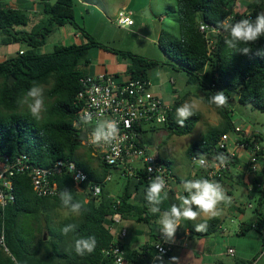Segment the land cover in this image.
Returning a JSON list of instances; mask_svg holds the SVG:
<instances>
[{"label":"trees","instance_id":"obj_1","mask_svg":"<svg viewBox=\"0 0 264 264\" xmlns=\"http://www.w3.org/2000/svg\"><path fill=\"white\" fill-rule=\"evenodd\" d=\"M176 1L178 7L174 18L178 24L179 36L162 30L158 44L169 58L179 65L168 63L169 66L186 72L189 76L188 84L198 85L204 92V102L216 109L223 119L220 128L210 130L201 142L189 147L187 154L190 159L198 155L206 157L209 162L219 161L217 157L221 154L226 158L230 156L224 155L218 147L221 136L235 133L236 125L227 104L218 107L210 102V98L217 91H224L227 102L237 98L242 107L251 106L259 112H264V56L256 54L264 50V37L253 44L240 45L239 47L247 46L252 49L249 55H243L238 49L225 44L227 33L218 28V23L226 17L230 18L232 23L244 18L254 20L257 14L264 13V0H250L251 2L246 3L243 13L237 11L238 0ZM76 7V0L45 3L43 10L45 21L32 32H27L17 31V28L28 26L30 16L19 10L2 7L0 4L2 44L26 41L29 46L22 51L23 54L17 52L0 62V152L11 157L26 155L33 164L42 167H49L59 160H73L87 173L90 182H104L109 175V169L112 168L100 162L103 166L96 170L82 156L77 157L83 146L80 131L74 127L80 111L76 98L82 88L80 79L89 75L87 68L91 63L90 51L98 48L130 58L133 65L129 75L132 78L148 80V70L160 64L131 52L112 50L97 42L77 23ZM201 23L215 26L221 31L220 34L213 35L215 46L211 51L207 39L200 31ZM65 25H72L80 32L84 41L69 46L57 45L51 53H38L37 49L46 45L48 37ZM10 78L15 79L12 85L9 83ZM34 83L50 86L46 92L50 104L40 120H35L28 111L23 112L19 103ZM179 106L178 101L172 105L168 121L161 128L170 135L185 136L192 132L199 118L193 115L180 125L175 116ZM157 130L159 129L153 128L144 131L143 141L155 146L156 138L153 133ZM246 134L239 133L240 142L250 144L260 138L255 131H252L249 137ZM87 152L90 154V151ZM167 163L170 165V162ZM239 163L240 160L233 157L229 164L235 166ZM203 176L201 178H205V174ZM55 179L60 193L65 189L71 192L73 196L71 203L79 201L84 205L81 214L65 220L57 228L47 224L51 239L46 240L43 235L37 239L36 234L41 229L35 225L41 218L52 210L67 209L62 206L59 195L40 198L33 191L29 175H16L14 178L16 201L5 209L0 207V234L4 231L9 249V252H6L0 247V264H103L105 263L103 250L117 243L115 235L109 229L113 224V215L118 212L121 213L122 220L132 216L137 222L147 224L160 215L149 211V205L144 198L149 182L143 179L127 180L126 191L119 198L108 196L104 190L105 185L99 197L91 195L88 183L83 185L85 192H78L69 173ZM252 184L254 190L259 189L260 205H264V165L261 172L256 173ZM170 191L167 192V199L159 205L160 212L171 207ZM135 194L140 195L138 204L133 202ZM255 214L256 221L242 225L240 235L246 236L254 229L261 235L264 243V213L259 208L255 210ZM70 223L76 225L75 231L63 235L61 229ZM28 227H32L30 231L25 230ZM190 230L191 234L198 232L194 228ZM206 230L208 229L200 233L206 235L209 233ZM88 236H95L97 241L95 250L90 254L77 255L74 251L75 240ZM129 264H149V260L135 251L129 258Z\"/></svg>","mask_w":264,"mask_h":264},{"label":"rangeland","instance_id":"obj_2","mask_svg":"<svg viewBox=\"0 0 264 264\" xmlns=\"http://www.w3.org/2000/svg\"><path fill=\"white\" fill-rule=\"evenodd\" d=\"M3 1L7 3L11 2V0ZM36 2L39 3V0H36ZM248 2L251 1L238 0L236 2L238 6L237 11L244 12L246 3ZM90 3L94 4V6L82 8V10H77L76 12V21L82 28L91 34L97 42L112 50L131 52L147 60L158 62L160 66L148 70V78L152 84V91L162 97L169 105H173L177 101L180 103V106L185 102H192L196 105L194 115L198 116L199 119L190 134L185 136L170 135L166 130L161 128L162 126L157 125L149 128L159 129L153 133L156 138V145L153 147L160 158L170 162L174 176L184 181L194 179L203 171L190 159L187 150L191 145L201 142L210 130L220 128L223 124V119L216 109L204 102L205 95L202 89L198 85L188 84L189 76L186 72L169 66L168 63L179 65L172 61L158 44L162 30L169 31L174 36H179L177 21L173 18L177 13V1L91 0ZM80 8L81 5L77 3V9ZM121 12L132 13V18L135 21L133 27L121 29L117 25ZM165 21L166 23H164ZM41 22L42 20L36 25L41 26ZM65 26L71 27L72 25ZM31 30L29 29L28 32H32ZM58 35H50L46 45L37 49V52L40 54L53 52L54 45H60ZM1 37L2 35L0 34ZM28 48L29 46L26 41L12 42L10 44L0 43V62L5 61L21 49L26 50ZM111 52L122 56L114 51ZM121 76V80H125L124 75ZM43 87L47 109L50 101L47 98L46 92L50 86L43 85ZM227 107L231 111L234 124L239 125L250 134L252 130L258 133L260 135L258 142L264 146V112H259L251 106L242 107L237 98L227 102ZM21 110L23 112L28 111L26 106H21ZM45 112L42 114V117ZM175 116L177 120L176 113ZM229 135L230 144L233 145L236 134L231 132ZM81 156L93 169L102 168L103 165L100 161L94 158L91 153L89 154L84 147L77 153V157ZM109 175H111L112 180L104 184L105 193L110 197L119 198L126 191L128 181L115 169H109ZM247 189H250V186L246 187L239 183L233 191L234 196L245 207V221L256 215V209L260 208L264 213V205H260L261 193L259 189H250L249 191ZM133 202L138 204L140 202V195L135 194ZM249 205L252 208H249ZM73 216L74 214H71L67 210L57 209L50 211L48 215L42 217L40 222L35 225V227L37 226V228L41 229L36 234V238L40 239L43 235L46 237V240H50L51 237L47 230V224L50 227L57 228L60 223ZM240 223L238 219L236 223H231L230 217L225 219V237L232 240L238 239L237 245H235L238 254L237 259H230V263L235 264V262L241 259L245 264H264V243L261 237L258 235H254V238L237 236L235 229L239 230ZM142 224L147 225V223ZM31 228L28 227L25 230L30 231Z\"/></svg>","mask_w":264,"mask_h":264},{"label":"built area","instance_id":"obj_3","mask_svg":"<svg viewBox=\"0 0 264 264\" xmlns=\"http://www.w3.org/2000/svg\"><path fill=\"white\" fill-rule=\"evenodd\" d=\"M129 19L133 21L130 25L126 23ZM117 24L121 27H132L135 24L132 13L121 12ZM200 31L207 39L209 50H213L215 46L213 35H218L221 31L206 23L200 24ZM80 84L82 88L76 98L80 111L74 127L80 131L82 146L104 166L118 170L123 178L136 181L143 179L149 182L152 177L160 175L166 181L165 191H170L176 181L173 170L166 160L160 158L153 146L143 141L142 133L149 131L151 126H163L167 123L172 105L156 95L152 91L151 82L143 78L130 77L121 80L119 77L108 74L87 75L80 79ZM85 112L92 113L93 126L96 122H102L105 119L116 121L119 128L116 140L110 144H91L89 141L91 126L81 123V117ZM240 132L250 136L249 132L236 126L233 150L229 147L230 135L221 136L218 147L224 155H230L224 163L209 162L204 156L192 157L191 160L204 171L206 179L219 183L232 166L229 164L230 160L238 156L239 150H246L249 153L250 174H256L263 167L264 146L254 140L250 144L240 142ZM64 173H69L73 177L74 187L78 192H85L83 185L88 183L93 197H99L102 194L103 185L112 180L111 175H107L104 182H90L87 173L73 160H59L49 167H42L33 164L26 155L11 157L0 152V207L5 209L16 201L14 188L16 175H29L34 193L40 198H52L60 193L55 178ZM112 221L113 224L109 226V229L115 235L117 243L103 250L102 255L105 261L103 264H129L121 242L127 235V231L120 226L121 213L117 212L113 215ZM0 247L9 252L4 231L0 234ZM170 250L171 244L162 236L161 240L154 245V257L162 256L163 259H167ZM229 253L233 254L234 250H229Z\"/></svg>","mask_w":264,"mask_h":264},{"label":"crops","instance_id":"obj_4","mask_svg":"<svg viewBox=\"0 0 264 264\" xmlns=\"http://www.w3.org/2000/svg\"><path fill=\"white\" fill-rule=\"evenodd\" d=\"M76 1L81 5V8H75V16L77 10L94 6V4L90 3L91 0ZM55 2L56 0H39V3H37L36 0H11L10 3H7L3 0H0L2 7L19 10L30 16L31 20L28 26L17 28V31L27 32L29 29H32L31 31H33L37 26L36 24L41 20L42 22L45 21L46 16L43 13L45 3L54 4ZM164 23H166V21ZM119 27L121 29L129 28L121 26ZM55 34H59L58 42L63 46H69L83 42V37L81 36L80 32L75 30L73 26L61 27L56 30L52 36ZM0 43H2V37L0 38ZM56 46L57 45L55 44L54 48ZM22 51L24 50L21 49L19 52ZM89 59L91 61L87 68L89 75L94 76L98 74H108L119 78L122 77L121 75H124L123 77H125V79L130 78L129 71L133 65V62L130 58H124L123 56H119L112 52L95 48L90 51ZM234 144L235 140L233 145L230 144V150L235 149ZM237 158L240 160V163L235 166L232 165L220 183L223 186L226 194L231 198V203L229 206L228 204H221V214L214 217L201 216L195 221L181 220L180 227L177 229L175 236L171 241H167L169 244H171V250L169 252V257L167 259H163L162 264H171L172 257L177 258L174 264H231L230 259H237L238 254L235 245H237L238 239L232 240L225 237L224 233L226 232V229H224V224L225 219L228 217H230L231 223H236L237 219L241 222L239 230L237 231V229H235L237 236L254 238V235H258L261 237V235L258 234L254 229L246 236L240 235L242 225L250 222L254 223L257 219V216L254 215L245 221V207L240 200H237V197L234 196L233 191L236 185L239 183L246 185V187L250 186V189L254 190L252 181L256 174L249 173L248 151L239 150ZM261 169L262 167L258 172H261ZM203 174L204 171L201 172L200 175H197V177L194 179H200ZM175 178L176 181L173 183L170 189L172 191V196L169 197L171 205H179V196L186 195L183 190L184 180H181L177 177ZM250 189L247 190L249 191ZM249 208H252V206L249 205ZM159 218L160 215L147 225L142 224L144 222H137V220L132 216H128L122 220L120 226L127 231V235L121 240V242L126 251L128 260L131 257L132 252L137 251L139 254L144 255L146 260H149V264H161L160 260H154V245L155 243L159 242L162 237V234L159 231ZM187 221L189 223H186ZM201 223L206 224L205 229H208L206 231H209V233L202 235L199 231L197 234L193 232L191 234L190 228L195 229V226ZM257 238L259 239V237ZM229 250H234V253L230 254ZM235 264H244V262L240 259L239 261L235 262Z\"/></svg>","mask_w":264,"mask_h":264},{"label":"clouds","instance_id":"obj_5","mask_svg":"<svg viewBox=\"0 0 264 264\" xmlns=\"http://www.w3.org/2000/svg\"><path fill=\"white\" fill-rule=\"evenodd\" d=\"M128 25L132 24V20L126 22ZM218 28L224 33H227L225 44L238 51L243 55H249L252 52L250 47H239L240 45H250L257 42L261 37H264V13H259L255 19L244 18L232 23L230 18H225L218 23ZM264 56V50L256 53ZM210 102L218 107L227 104V97L224 91H217L215 95L210 98ZM21 106H26L28 112L35 120L42 119V114L46 111L44 87L34 83L19 100ZM196 105L192 102H185L176 109L177 122L183 125L184 121L194 115ZM81 123L86 126H91V133L89 141L93 145L110 144L116 140L119 134L118 124L114 120H103L96 122L93 126L92 113L85 112L81 117ZM217 159L224 163L226 157L222 154ZM151 171V168H149ZM166 181L160 176L156 175L149 181L148 187L145 191V200L149 205V211L153 214L160 213L159 225L160 233L165 241H171L175 236L177 229L180 227L181 220L195 221L201 216L214 217L220 215L222 212L221 204H230L231 198L226 194L223 186L206 178L185 180L183 182V190L186 195L179 196L180 204H172L170 209L160 212V207L164 200L167 199L168 193L165 191ZM60 201L62 206L71 214L80 215L84 205L76 201L71 203L73 196L67 189L60 194ZM206 228V224L201 223L195 226L196 231H202ZM75 224H66L62 229L63 235H68L75 231ZM95 236L81 237L74 242V251L77 255H84L92 253L96 248ZM161 251H163L161 249ZM154 260L163 262L162 256L154 257ZM177 260L176 257L171 258V264Z\"/></svg>","mask_w":264,"mask_h":264},{"label":"water","instance_id":"obj_6","mask_svg":"<svg viewBox=\"0 0 264 264\" xmlns=\"http://www.w3.org/2000/svg\"><path fill=\"white\" fill-rule=\"evenodd\" d=\"M147 14H149V12H147ZM14 82H15V79H13V78H10V79H9V83H10V85H12ZM45 238H46V237H45Z\"/></svg>","mask_w":264,"mask_h":264}]
</instances>
